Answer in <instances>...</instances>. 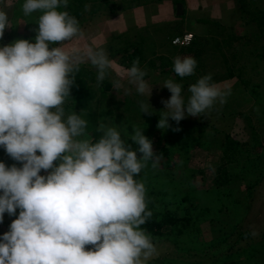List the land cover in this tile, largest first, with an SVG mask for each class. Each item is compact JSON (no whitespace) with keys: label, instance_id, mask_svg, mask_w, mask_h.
I'll return each instance as SVG.
<instances>
[{"label":"clouds","instance_id":"1","mask_svg":"<svg viewBox=\"0 0 264 264\" xmlns=\"http://www.w3.org/2000/svg\"><path fill=\"white\" fill-rule=\"evenodd\" d=\"M69 2L23 0L25 17L39 13L34 40L0 43V149L21 165L0 161V224L5 214L15 217L0 235V264H149L157 248L142 226L152 213L136 177L149 163L156 168L159 156L144 129L134 127L129 143L121 124L101 123L99 139H88L80 112L65 114L79 64L64 42L81 32ZM8 28V12L0 9V41ZM84 56L101 84L111 66L107 53L88 48ZM196 68L193 57L173 59L180 78ZM125 72L136 93L150 98L139 60ZM161 88L171 96L162 101L159 129H168L169 119L200 117L229 95L210 74L189 86L187 99L173 79ZM149 106L141 103V112L150 114Z\"/></svg>","mask_w":264,"mask_h":264},{"label":"rangeland","instance_id":"2","mask_svg":"<svg viewBox=\"0 0 264 264\" xmlns=\"http://www.w3.org/2000/svg\"><path fill=\"white\" fill-rule=\"evenodd\" d=\"M19 1L0 0V9L8 12L10 27L5 30L0 43L8 44L28 35H31L33 39L35 37L34 29L38 27L35 23L39 13L25 17L21 12V15L17 16L16 10L22 11V8L18 7ZM70 2L73 3L74 0ZM112 3L115 7L111 3L107 6L101 3L96 5L87 3L82 17L78 20L81 23L80 34L71 41L64 42L65 50L78 62L79 67H82L85 73H93L97 80L96 69L84 56V52L88 48L102 49L111 61L109 74L103 82L113 85V81H120L121 87L128 85L135 89V86L126 78L125 70L129 67L121 64L120 59L119 49L123 46L122 43L120 44V36H125L123 39L127 37L144 43L142 62L139 61V67L146 72L145 80L150 88H161L165 80L160 73L169 68L170 60H172L167 57V48H164L162 44L165 38L163 32L167 29L169 32L170 30L176 31L182 27L184 34L202 35L204 34L203 29L210 28L213 22H216L218 23L215 26L218 30L217 36H226L228 45L225 44L222 47L221 53L214 51L203 62L201 60L197 70L200 73H195L190 80V85L200 77L210 74L213 82L228 91L229 95L225 103H216L200 117L187 116L184 121L189 126H210L208 131L218 130L219 133L215 134L213 131V141L211 138L210 144L206 143L209 146L215 141V137L219 139H217V145L222 146L225 142V134H230L240 144L255 139L256 143H253L255 148L264 146V119L252 111L256 99L244 90L242 83L235 79L238 78L239 71L247 73L246 77L252 83L251 86L257 84L262 87L260 89L261 104L264 102V68L262 63L255 62L256 56L264 53V44L255 45V37L251 35L258 32V27L249 22V18L241 12L236 0H152L147 5H142L141 1L130 2L128 0ZM112 8L115 9L114 12L111 11ZM27 21L31 26L27 24ZM239 37L243 39L240 40ZM234 50L237 56L234 59L236 61L231 55ZM228 65L234 69L233 73L236 75L234 79H227ZM153 89L150 98L148 94L141 96L136 93L142 99L139 104L149 102L151 105L152 108L149 106V111H151L149 120L151 121L157 118V114H153L164 109L162 101L170 99L171 96L168 90L155 92ZM169 121L173 120L169 119ZM107 124L114 125L110 119ZM198 135L194 133L195 137H199ZM213 147L207 148L208 150L195 148L189 151V160L186 164L182 165L180 161L178 163L180 168L176 170L175 175L177 182L173 184L177 193L180 192L183 195L187 194L190 186L197 189L201 205L211 210L210 221L202 219L199 240H194L195 242L191 239L179 238L176 233L167 230L163 240L154 243L157 254L149 264H160L164 261H171V264H264V170L256 176L259 183L246 203L241 206L231 205L225 189H214L209 183L212 173L220 163L222 153L219 150L220 147L218 150L212 149ZM255 148L253 147V150ZM158 150L159 147L155 144L154 151ZM258 151L261 152V164H263L264 148ZM15 163L13 161L6 165L11 166ZM188 169L194 171L195 178L191 177ZM157 189L158 192L159 190L164 192L165 186L162 188L158 186ZM12 219L15 217L10 219L5 214L0 230L5 224H10ZM253 231H256L258 235L253 236L251 234ZM214 239L220 242L218 246L217 243L210 244L214 242ZM225 242H229V246ZM209 244L214 245V248L205 249Z\"/></svg>","mask_w":264,"mask_h":264},{"label":"trees","instance_id":"3","mask_svg":"<svg viewBox=\"0 0 264 264\" xmlns=\"http://www.w3.org/2000/svg\"><path fill=\"white\" fill-rule=\"evenodd\" d=\"M116 1L120 0H74L73 3L69 2L67 11L79 20V17H82L87 3L90 2L96 5L104 2L102 5L107 6L109 3L113 5L112 2ZM128 1H141L142 5H147L152 0ZM236 1L240 5L238 6L241 12L249 18V22L257 25L258 32L253 33L251 36L255 37L256 46H262L264 44V0ZM22 3L23 0H20L18 7H21ZM113 6L115 7V5ZM111 11L114 12L115 9L112 8ZM21 12L20 10H16V15H21ZM26 20H28V18ZM27 24L30 25V22L27 21ZM79 25H81L80 22ZM216 25H218V23L213 22L211 26L209 25L210 28L203 29L204 34L194 35L193 43L189 47H175L172 45V40L175 37L184 34L182 27L176 30L178 33H175L176 31L174 30H170L169 32V29L163 32L165 38L162 40V44L164 48H167V57H170L169 59L172 60H170L171 63L169 68L166 71H161L160 74L164 80L173 79L180 83L183 89L182 94L186 95V98L188 97L187 94H189L187 92L190 80L195 76V73H200V71L197 70L200 67L199 63L201 60L203 62L204 59L214 51L221 53L222 47H224L225 44L228 45V38L226 36H217L218 30L215 29ZM221 28L224 29L223 27ZM124 37L125 36H120V44L122 43L121 45H123L122 48L119 49L121 64L131 67L133 61L137 59L142 62L141 55L143 54L142 48L144 43L133 41L131 38L127 37L123 39ZM23 39L34 40L31 35L25 36ZM239 39L242 40L243 38L239 37ZM231 55L233 60L236 59L235 50ZM177 56H190L195 58L197 61V68L193 76L180 78L173 72V59ZM256 58L255 62L262 63L264 68V53H259ZM227 72L229 75L227 79L230 80L236 77L233 73L234 69H231L229 65L227 66ZM246 74L247 73H243V71H239L238 75L240 77L238 76V78L235 79H237L239 83H242L241 85H243L244 90L248 91L247 93L256 99V103L252 110L254 111L253 113H258L257 115L264 119V102L261 104L260 95V89L262 87L257 84L251 86L252 83L246 77ZM73 75L76 82L71 89V96L66 99L63 105L65 111H67L65 114L68 115L75 111L77 113L80 112L82 118L88 122L86 131L89 139H99L100 132L98 131V126L101 123L107 124L108 119H110L113 124H117L118 126L121 124V130L127 133L129 143H131L130 136L133 134V128L139 127L144 129V135L153 141V150L155 144L159 147L158 151H154L159 156L158 166L153 168L151 163H149V165L136 177L137 180L145 184L148 209L152 213L149 220L142 227L151 235L154 243L163 240L167 230L176 233L179 238L191 239L192 242H195L199 240L198 236L201 231L200 224H202V219L204 218V220L210 221L209 213H211V210L201 205L199 196L197 195V189L190 186L187 194L183 195L180 192L177 193L173 186V184L177 182L175 175L176 170L180 168L178 167L179 161L182 165H185L187 160H189V151L192 149L202 148L208 150L207 148L210 149L214 146L212 149L218 150V147H220L219 150L222 152L221 160L216 170L212 173V177L209 181V183H211L210 186L214 189L224 188L227 193L228 202L231 205H244L246 200L250 198L251 192L259 183V179L256 178V176L260 175L264 170V163L261 164V152L258 151V149H263L264 146L255 148V144H253L256 143L255 139L240 144L236 142L230 134H225V142H223L222 146L217 145L219 140L217 137H215V141L209 146L206 145V143L211 142V138L213 141L214 134L219 133L216 129L208 131L210 126H189L186 121L182 120L179 124L175 121H169L170 127L168 129H159L157 127L160 119L158 116L159 113L156 112L153 114H157L155 121L149 120V115L151 114L141 112L139 103L142 99L136 95V90L132 87L126 85L125 87L116 89L113 85L104 82L98 85L95 75L90 72L88 74L85 73L82 67H79V71L75 72ZM193 83H195V81ZM153 90L155 92L167 91L166 88L158 87ZM152 118H154V116ZM176 128L180 130L174 131ZM194 133L199 134V137H195ZM261 135L257 136L260 137ZM200 141H202V143ZM132 147L135 148L136 145L133 144ZM253 147L255 150H253ZM0 161L5 163L13 162V160L5 154L3 149H0ZM15 164L17 167L21 166L17 162ZM188 170L190 175H192L191 177L195 178L193 175L194 171L191 169ZM41 174H44V172L42 171ZM158 186L161 188L165 186V191L159 190L158 192ZM227 208L229 210L230 206L228 205ZM8 225L9 223L3 226V229L0 230V235L8 230ZM213 241L214 242L210 244L217 243L218 246V243H220L217 239ZM225 243L227 246L230 244L229 242ZM210 244L206 245L205 249H213L214 245L210 246ZM170 262L171 261H164L160 264H171ZM174 262L177 263V261Z\"/></svg>","mask_w":264,"mask_h":264},{"label":"built area","instance_id":"4","mask_svg":"<svg viewBox=\"0 0 264 264\" xmlns=\"http://www.w3.org/2000/svg\"><path fill=\"white\" fill-rule=\"evenodd\" d=\"M194 40L192 33H185L182 36L175 37L172 41V45L175 47H189Z\"/></svg>","mask_w":264,"mask_h":264},{"label":"water","instance_id":"5","mask_svg":"<svg viewBox=\"0 0 264 264\" xmlns=\"http://www.w3.org/2000/svg\"><path fill=\"white\" fill-rule=\"evenodd\" d=\"M180 9V8H179Z\"/></svg>","mask_w":264,"mask_h":264}]
</instances>
